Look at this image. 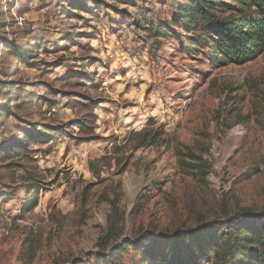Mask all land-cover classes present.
Listing matches in <instances>:
<instances>
[{"label": "rangeland", "instance_id": "374dc122", "mask_svg": "<svg viewBox=\"0 0 264 264\" xmlns=\"http://www.w3.org/2000/svg\"><path fill=\"white\" fill-rule=\"evenodd\" d=\"M189 3L0 0V264H148L264 214V53L217 60Z\"/></svg>", "mask_w": 264, "mask_h": 264}, {"label": "trees", "instance_id": "16d2710c", "mask_svg": "<svg viewBox=\"0 0 264 264\" xmlns=\"http://www.w3.org/2000/svg\"><path fill=\"white\" fill-rule=\"evenodd\" d=\"M189 1V6L181 9V15L175 16V23L182 22L181 19L185 18L189 22L186 23L187 31H192L193 22L196 19L202 20L208 38L203 39V35H199L191 41H198L204 47H209L217 60L242 65L264 53V0ZM158 26L159 30L163 25ZM157 32L159 34L160 30ZM79 73L78 70L72 71V76L91 78ZM1 115L3 114L0 112ZM10 115L13 114L10 112ZM47 128L52 134L56 129L49 125ZM38 133L45 134L46 130ZM46 135L48 142L55 139L50 134ZM34 137L37 139L35 135ZM36 205H30L28 210ZM240 217L242 216L226 222L231 229L225 234H215L216 224L209 223L198 229L178 232L174 238L164 237L170 239L169 247L165 244L162 249L159 243L158 246L153 244V251L150 255L147 254L151 259L148 264H203L205 259L213 260L215 264H239L242 258L264 264V214L243 221L239 220ZM108 238L109 235L105 240ZM146 247L143 251H146Z\"/></svg>", "mask_w": 264, "mask_h": 264}]
</instances>
